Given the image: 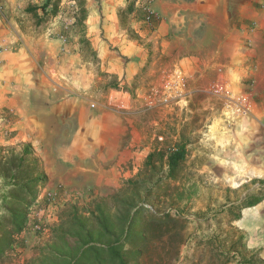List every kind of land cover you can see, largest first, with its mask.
I'll list each match as a JSON object with an SVG mask.
<instances>
[{
	"label": "rangeland",
	"instance_id": "1",
	"mask_svg": "<svg viewBox=\"0 0 264 264\" xmlns=\"http://www.w3.org/2000/svg\"><path fill=\"white\" fill-rule=\"evenodd\" d=\"M156 1L86 0V46L67 0L39 25L44 0H0V161L30 146L47 177L1 264L37 261L73 215L97 232L96 206L115 236L140 211L137 264H264V89L193 73Z\"/></svg>",
	"mask_w": 264,
	"mask_h": 264
},
{
	"label": "trees",
	"instance_id": "2",
	"mask_svg": "<svg viewBox=\"0 0 264 264\" xmlns=\"http://www.w3.org/2000/svg\"><path fill=\"white\" fill-rule=\"evenodd\" d=\"M60 2L61 0H44L40 6L29 7L27 12L39 25L46 18L57 16ZM67 2L72 3L75 8L73 27L78 30L79 41L87 46L89 43L84 34L87 19L86 0ZM39 12L41 16L38 15ZM124 12L132 13L130 5ZM87 49L91 51L89 47ZM30 157L31 147L26 146L16 160L5 158L3 163L0 161V264L17 244V237L26 229L28 211L36 200L39 188L47 181L38 162ZM184 157L183 147L168 155L169 177L175 176ZM259 202L260 199L244 201L239 205L238 211L251 208ZM96 210L94 220L97 223V232L86 227V219L73 215L70 222L75 224L74 229L57 230L56 244L32 264H137L142 246L141 234L136 232L141 228L138 217L140 211L129 214L122 220L124 226L115 236L109 216L100 206H96ZM239 219L237 214L234 220ZM126 245L132 247L129 253H124Z\"/></svg>",
	"mask_w": 264,
	"mask_h": 264
},
{
	"label": "crops",
	"instance_id": "3",
	"mask_svg": "<svg viewBox=\"0 0 264 264\" xmlns=\"http://www.w3.org/2000/svg\"><path fill=\"white\" fill-rule=\"evenodd\" d=\"M156 10L166 18L157 32L180 45L193 73L264 89V0H157Z\"/></svg>",
	"mask_w": 264,
	"mask_h": 264
}]
</instances>
